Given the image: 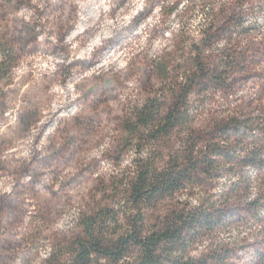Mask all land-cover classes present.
<instances>
[{
	"label": "clouds",
	"instance_id": "clouds-1",
	"mask_svg": "<svg viewBox=\"0 0 264 264\" xmlns=\"http://www.w3.org/2000/svg\"><path fill=\"white\" fill-rule=\"evenodd\" d=\"M0 264H264V0H0Z\"/></svg>",
	"mask_w": 264,
	"mask_h": 264
}]
</instances>
